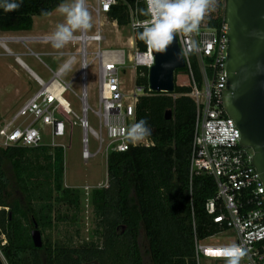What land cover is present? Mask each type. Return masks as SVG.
Returning <instances> with one entry per match:
<instances>
[{
	"label": "trees",
	"instance_id": "trees-1",
	"mask_svg": "<svg viewBox=\"0 0 264 264\" xmlns=\"http://www.w3.org/2000/svg\"><path fill=\"white\" fill-rule=\"evenodd\" d=\"M126 1L135 4V0ZM61 2L24 0L16 11L0 10V30L30 29L33 16H46L43 13L48 15ZM143 7L140 2L138 8ZM225 9L226 0H210L199 27L220 28ZM107 17L125 26L128 9L122 3L112 5ZM135 40L144 49V42L136 36ZM193 70L200 80L195 61ZM140 71L143 75L136 82L147 91L148 71ZM189 90V86L175 84L174 92ZM195 107L193 99L184 94L174 98L167 92H150L139 97L136 121H147L151 129L147 139L152 145L108 154L106 186L90 194L95 239L77 244L46 237L41 247H35L30 235L34 223L42 235L60 221L77 219L80 190L64 182L63 148L51 149L47 144L0 147V264H146L141 232L147 243V264H196L194 234L204 239L225 229L205 210L206 200L216 190L213 177L194 175L192 203L189 197ZM167 109L172 110L169 120L164 118Z\"/></svg>",
	"mask_w": 264,
	"mask_h": 264
},
{
	"label": "built area",
	"instance_id": "built-area-1",
	"mask_svg": "<svg viewBox=\"0 0 264 264\" xmlns=\"http://www.w3.org/2000/svg\"><path fill=\"white\" fill-rule=\"evenodd\" d=\"M140 2L145 6L144 0H135L134 5L126 0H96L95 5L91 6L95 20L92 31L75 33L74 40L60 51H29V55L37 58L51 76L45 81L36 74L33 75L39 88L25 99L13 114L0 122V147H36L47 144L51 149L62 147L64 150L65 145L55 142V138L67 136L69 125L78 126L81 130V159L84 163L99 152H104L107 159L112 151H125L131 146L152 145L147 138L138 144H129L123 139L126 128L136 121L135 109L139 97L153 93L149 86L146 91L143 85L136 82L137 76L143 75L140 70L146 68L148 71L154 61L151 49L145 44L144 49L136 45L132 22L134 19H145L139 17ZM118 3L124 4L128 9L127 26L130 30L128 46L121 48L105 46L103 21L100 20L107 17L112 5ZM84 5L87 9L86 0ZM50 35L11 36L9 39L50 43ZM177 41L181 51L189 44H195L194 50L184 57L190 90L186 93L167 92L174 98L182 94L189 96L196 106L189 157V197L192 203L194 175L206 174L213 177L216 190L214 195L206 200L205 210L211 215L213 222L237 235L234 243L209 244L194 234L195 262L199 264V256L202 255L213 259L210 264H225V257L222 255L224 249L235 245L244 253L239 264H264V183L252 164L251 149L239 145L240 131L222 106L227 80L226 20L223 19L218 29L199 27L190 36H178ZM1 42L3 49L10 53L5 43ZM41 56H61L65 59L52 70L43 63ZM17 59L29 70L18 57ZM66 61L71 62V68L79 61V68L69 81H65L62 78L63 73L59 71ZM193 61L199 68L200 80L195 77ZM92 63L97 78L95 107L88 104L87 92L88 70ZM127 71L131 73L129 79L132 85L129 89L125 87L122 77ZM77 77L79 83H74ZM73 83H78V91L72 89ZM70 95L78 100L80 114L72 109ZM89 112L96 119V129L89 125ZM117 125L119 134L112 130ZM43 136H49L50 141L45 142ZM89 137L97 143L94 152L89 150ZM103 186H106V183L97 188ZM84 190L88 192L89 186H85ZM192 225L194 228L193 211Z\"/></svg>",
	"mask_w": 264,
	"mask_h": 264
},
{
	"label": "rangeland",
	"instance_id": "rangeland-1",
	"mask_svg": "<svg viewBox=\"0 0 264 264\" xmlns=\"http://www.w3.org/2000/svg\"><path fill=\"white\" fill-rule=\"evenodd\" d=\"M96 0H86L87 10L91 15V23L93 24V12L91 6L95 5ZM65 2H71L66 0ZM103 21L102 31L105 36V46H113L116 48L127 47L128 37L130 30L127 25L118 26L116 23H112L108 17H102ZM64 22V17L61 16L56 9L46 16H33V24L30 29L17 31L14 35H7L3 33L11 32L12 30H3L0 33V42L3 41L8 47L10 53H7L0 46V122L7 118L8 114H13L23 103L25 99L30 97L38 88L33 76L25 70L22 65L17 62V57L28 67L30 71H33L37 76L43 80H48L51 73L48 69L37 60L33 55H29V51L33 52H50L60 51L53 49L51 43L41 42H19L15 40H5L17 36H39L48 35L55 30V26L58 23ZM94 27V26H93ZM93 27L89 31L93 30ZM79 32V31H78ZM20 38V37H18ZM23 41V40H22ZM2 43V42H1ZM50 56H41V60L52 70H55L59 64H61L63 58L60 57L57 60ZM92 67L88 70V104L91 107L96 105V75ZM79 68V61L73 65L70 71L63 73L62 78L65 81H69ZM130 72L127 71L124 78V84L127 89L132 85L129 79ZM188 78L185 70L180 69L175 73V84L188 86ZM79 83V77L75 79L74 83ZM73 83V84H74ZM78 83L72 85L74 91L79 90ZM69 102L72 109L80 114V104L78 100L70 95ZM4 115V118L1 117ZM89 125L96 129L97 122L92 113H88ZM68 135L61 138H55V142L65 145L64 148V182L68 186L76 187L80 190V208L77 213V219L75 222L70 220H64L58 222L51 230H47L42 234V239L49 237L54 242L77 244L82 241L94 240L93 229L95 226V220L92 211V204L90 200L91 191L97 188L101 184L106 183L107 170H106V156L104 152H99L94 157L90 158L86 163L81 159V130L78 126L69 125ZM71 133V134H70ZM45 142L50 141L49 136H43ZM97 148V143L89 137V150L94 152ZM85 186H89V191L84 190ZM65 211V210H64ZM67 213V214H70ZM69 215V217H70ZM236 233L230 229L216 233L212 236L203 239V242L214 243H234L236 241ZM139 242L144 254L145 263H149V256L147 254V243L143 233H140ZM213 261L212 258L205 256H199V264H210Z\"/></svg>",
	"mask_w": 264,
	"mask_h": 264
},
{
	"label": "water",
	"instance_id": "water-1",
	"mask_svg": "<svg viewBox=\"0 0 264 264\" xmlns=\"http://www.w3.org/2000/svg\"><path fill=\"white\" fill-rule=\"evenodd\" d=\"M225 20L227 80L222 106L240 131L239 145L251 149L252 164L264 183V0H226ZM180 51L177 38L166 52L152 51L154 61L148 69L152 92H174V72L185 65L184 58L177 59ZM164 118H172L171 109ZM30 235L34 246L41 247L36 223Z\"/></svg>",
	"mask_w": 264,
	"mask_h": 264
},
{
	"label": "clouds",
	"instance_id": "clouds-1",
	"mask_svg": "<svg viewBox=\"0 0 264 264\" xmlns=\"http://www.w3.org/2000/svg\"><path fill=\"white\" fill-rule=\"evenodd\" d=\"M24 0H0V10L13 12L18 10ZM145 6L139 9L145 19H134L132 28L136 38L143 41L147 48L156 53H164L178 36H190L195 33L209 10L210 0H144ZM56 11L64 17L48 37L53 49H63L72 42L75 33L87 32L91 27V15L84 0H71L57 5ZM47 15V13H43ZM195 48L189 44L177 53V59L188 56ZM71 62L66 61L59 69L61 73L71 70ZM167 66V65H166ZM119 134V126L112 128ZM151 135V129L145 119L135 121L128 126L123 139L129 144H138ZM225 264H239L244 253L235 245L226 247L222 253Z\"/></svg>",
	"mask_w": 264,
	"mask_h": 264
},
{
	"label": "crops",
	"instance_id": "crops-1",
	"mask_svg": "<svg viewBox=\"0 0 264 264\" xmlns=\"http://www.w3.org/2000/svg\"><path fill=\"white\" fill-rule=\"evenodd\" d=\"M20 31H23V30H20ZM4 31L3 30H0V33H3ZM17 31H11V32H7V33H3V34H7V35H14L13 33H16ZM0 46L2 47V45H1V42H0ZM3 48V47H2ZM64 48H67V46H65ZM8 53V52H7ZM61 56H58V57H56V58H54L53 60H57V59H59ZM63 58V60L65 59L64 57H62ZM20 59V58H19ZM62 60V61H63ZM17 62L21 65V63H20V61H18V59H17ZM23 67V66H22ZM58 67V66H57ZM24 68V67H23ZM25 69V68H24ZM25 70H27V69H25ZM32 76L35 74V73H33V71H30V70H27ZM25 101V100H24ZM23 101V102H24ZM8 115H10V114H8ZM1 117H3L4 118V115L3 116H1Z\"/></svg>",
	"mask_w": 264,
	"mask_h": 264
},
{
	"label": "bare ground",
	"instance_id": "bare-ground-1",
	"mask_svg": "<svg viewBox=\"0 0 264 264\" xmlns=\"http://www.w3.org/2000/svg\"><path fill=\"white\" fill-rule=\"evenodd\" d=\"M5 40H10L9 38L5 39Z\"/></svg>",
	"mask_w": 264,
	"mask_h": 264
}]
</instances>
